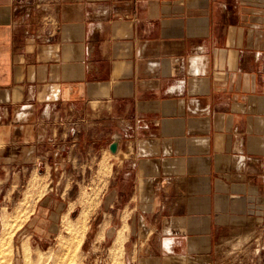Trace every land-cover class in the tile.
<instances>
[{"label":"crops","instance_id":"0c3cea01","mask_svg":"<svg viewBox=\"0 0 264 264\" xmlns=\"http://www.w3.org/2000/svg\"><path fill=\"white\" fill-rule=\"evenodd\" d=\"M93 158L125 264L264 241V0H0V169Z\"/></svg>","mask_w":264,"mask_h":264},{"label":"rangeland","instance_id":"374dc122","mask_svg":"<svg viewBox=\"0 0 264 264\" xmlns=\"http://www.w3.org/2000/svg\"><path fill=\"white\" fill-rule=\"evenodd\" d=\"M83 170L69 181L47 165L13 177L0 169V264H125L121 245L111 246L117 223L101 208L110 164L93 158ZM221 254L220 264H264V241L235 238Z\"/></svg>","mask_w":264,"mask_h":264},{"label":"water","instance_id":"95a60500","mask_svg":"<svg viewBox=\"0 0 264 264\" xmlns=\"http://www.w3.org/2000/svg\"><path fill=\"white\" fill-rule=\"evenodd\" d=\"M118 141H119L118 138L114 137L112 143L109 145V152L111 154H115L116 153L117 147H118Z\"/></svg>","mask_w":264,"mask_h":264},{"label":"bare ground","instance_id":"6f19581e","mask_svg":"<svg viewBox=\"0 0 264 264\" xmlns=\"http://www.w3.org/2000/svg\"><path fill=\"white\" fill-rule=\"evenodd\" d=\"M81 215H82V213H81ZM85 215H86V214H85ZM83 217H84V216H83ZM78 219H79V218H78ZM78 219H76V220H78ZM79 220H80V219H79ZM81 221H82V220H81ZM81 221H80V222H81ZM78 224H80V223H78ZM82 228H83V227H82ZM66 229H67V228H66ZM84 229H85V228H84ZM70 230H71V229H70ZM75 230H76V229H75ZM80 230H81V229H80ZM85 230H86V229H85ZM123 230H124V229H123ZM123 230H122V231H123ZM67 231H68V230H67ZM120 233H122V232H120ZM117 237H118V236H117ZM122 237H123V236H122ZM122 237H121V238H120V237L116 238L117 240L115 241V245L113 246V248L116 247V246H120V245H121V241H122L121 239H122ZM24 242H25V241H24ZM25 244H26V243H25ZM25 244H24V245H25ZM24 255H25V253H24ZM25 256H26V255H25ZM24 259H25V258H24ZM29 261H30V260H29ZM22 262H23V261H22ZM26 264H28V263H26Z\"/></svg>","mask_w":264,"mask_h":264}]
</instances>
